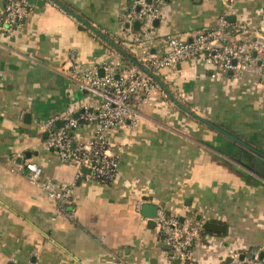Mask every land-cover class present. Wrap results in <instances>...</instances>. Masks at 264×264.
I'll use <instances>...</instances> for the list:
<instances>
[{
    "label": "crops",
    "instance_id": "1",
    "mask_svg": "<svg viewBox=\"0 0 264 264\" xmlns=\"http://www.w3.org/2000/svg\"><path fill=\"white\" fill-rule=\"evenodd\" d=\"M8 1L0 0V13ZM132 1L28 0L20 30L7 34L0 25V264H175L145 204L220 225L203 227L197 264L264 252V76L233 75L203 59L163 69L174 99L196 117L160 89L146 94L138 124L107 133L120 156L110 184L77 179L80 166L46 147L50 132L40 121L97 108V97L72 78L78 64L103 75V63L126 68L140 54V26L121 24ZM160 8L151 54H165L170 36L190 39L230 8L229 20L255 31L264 51V0L232 7L231 0H164ZM93 131L84 125L74 134L86 140ZM30 160L44 180L74 184L72 215L30 181Z\"/></svg>",
    "mask_w": 264,
    "mask_h": 264
},
{
    "label": "built area",
    "instance_id": "2",
    "mask_svg": "<svg viewBox=\"0 0 264 264\" xmlns=\"http://www.w3.org/2000/svg\"><path fill=\"white\" fill-rule=\"evenodd\" d=\"M234 1L231 0V7ZM163 2L133 0L124 15L121 24L126 31H132L134 22L140 21L135 42L141 51L129 67L115 68L111 61L103 63L106 68L103 75L98 74L96 67L84 68L81 64L73 70L72 78L79 87L97 97L96 109L85 107L75 118L55 117L38 123L39 128L50 132L46 147L55 151L62 162L80 166L77 179L84 177L104 184L116 180L120 156L112 151L107 133L127 125L136 126L140 121L138 108L144 96L152 90L160 89L167 96L170 92L178 96L164 79L163 69L189 59H203L223 72L231 71L233 75L247 72L264 76L261 42L254 37L255 31L229 20L232 8L222 14L213 26L198 30L190 39L170 36L169 51L165 54H151L148 45L154 37L155 21L160 18ZM29 12L28 0H9L0 13L1 28L7 34L20 30ZM75 57L72 53L71 58L75 60ZM57 120L62 125L55 128ZM84 125L93 126V134L89 139L78 140L74 131ZM25 169L30 181L39 185L48 198L56 201L61 211L69 215L74 213V209L68 208L73 183L44 180L43 167L32 160L25 163ZM141 206L139 203L138 209ZM155 221L164 243L173 251V259L179 260L175 264H197L193 259V250L202 242V222L194 216L181 219L168 214L163 208H158ZM118 264L127 263L119 259ZM222 264H264V258H261L260 252L243 257L234 253L231 261Z\"/></svg>",
    "mask_w": 264,
    "mask_h": 264
},
{
    "label": "water",
    "instance_id": "3",
    "mask_svg": "<svg viewBox=\"0 0 264 264\" xmlns=\"http://www.w3.org/2000/svg\"><path fill=\"white\" fill-rule=\"evenodd\" d=\"M149 1H150V0H149ZM76 16H77V15H76ZM77 17H78V19H80L79 16H77ZM231 19L233 20L234 17H231ZM158 22H159V21L156 20V21H155V24H157ZM139 26H140V21L137 20V21L135 22V27H136V29H138ZM229 73L232 74L231 71H230ZM77 116H78V113L75 115V117H77ZM203 120H204V119H203ZM61 125H62V122H61V121H57V122H56V125H55V128L60 127ZM157 210H158V206L155 205V204H145V205L143 206V214L149 218V223H151L153 226L156 225L155 218H156V215H157ZM203 227L206 228V229H219L220 225H218V224H216V223H213V222H211V221H206V222H204ZM161 239L163 240L164 237L162 236ZM163 247L166 248V249L169 248L166 244H164ZM170 254H173V251H172V250L170 251ZM260 256H261V258H264V252H262V253L260 254ZM175 263H179V260L176 259V260H175Z\"/></svg>",
    "mask_w": 264,
    "mask_h": 264
},
{
    "label": "trees",
    "instance_id": "4",
    "mask_svg": "<svg viewBox=\"0 0 264 264\" xmlns=\"http://www.w3.org/2000/svg\"><path fill=\"white\" fill-rule=\"evenodd\" d=\"M99 33H100V32H98V34H99ZM100 34H101V33H100ZM170 96H172L173 99L176 98V97L173 96V93L171 94V92H170ZM174 100H176V103L178 104V106H179L181 109H183L184 111L190 113L191 116L196 117V115H194V113L188 108V106H186L184 103H182V102L179 101V100L177 101V99H174ZM202 232H203V228H202Z\"/></svg>",
    "mask_w": 264,
    "mask_h": 264
}]
</instances>
